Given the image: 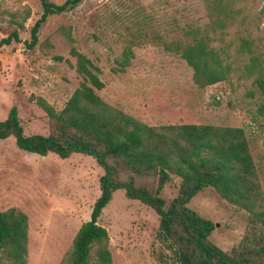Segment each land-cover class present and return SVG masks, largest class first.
I'll list each match as a JSON object with an SVG mask.
<instances>
[{
  "label": "rangeland",
  "instance_id": "1",
  "mask_svg": "<svg viewBox=\"0 0 264 264\" xmlns=\"http://www.w3.org/2000/svg\"><path fill=\"white\" fill-rule=\"evenodd\" d=\"M263 5L264 0H82L68 13L49 16L35 46L26 49L41 12L38 1L0 0V38L18 30L15 22L23 26L18 42L0 47V120L14 107L24 135L47 134V119L34 100L62 109L80 82L68 55L72 46L100 71L103 88L95 94L147 126L241 128L264 190V100L254 85L264 60ZM198 40L226 67L222 82L207 87L192 82V70L178 51ZM125 48L132 57L114 73V60ZM101 175L91 157H39L18 150L11 137L0 141V211L13 208L27 218L26 264L59 262L89 218ZM178 182L172 177L163 187L165 202L174 197ZM187 207L213 224L209 240L222 251L240 239L246 214L211 190L191 198ZM97 224L108 235L110 264L170 262L156 238V215L122 191L111 193Z\"/></svg>",
  "mask_w": 264,
  "mask_h": 264
},
{
  "label": "trees",
  "instance_id": "2",
  "mask_svg": "<svg viewBox=\"0 0 264 264\" xmlns=\"http://www.w3.org/2000/svg\"><path fill=\"white\" fill-rule=\"evenodd\" d=\"M37 1L41 12L29 29L26 49L35 46L37 32L49 16L68 13L82 2ZM259 13L264 16V5ZM27 18L28 11L22 20ZM15 24L18 30L23 28ZM18 30L0 38V47L18 42ZM65 39L72 42L69 31ZM178 54L198 87L220 83L227 75L219 55L202 40ZM68 55L80 82L62 109L56 112L41 98L34 100L47 119L46 135H24L14 107L0 120V141L11 137L22 152L39 157L53 154L61 160L85 155L102 170L89 218L78 227L57 264L111 263L108 235L97 220L117 190L156 215V238L170 254L167 264H264V190L243 130L201 124L147 126L104 103L95 94L103 88L99 69L72 46ZM131 57L130 49H123L111 71L122 72ZM257 73L254 85L264 100V60ZM172 177L179 180L176 193L165 202L160 192ZM206 189L246 214L243 233L228 252L209 240L213 224L187 207ZM26 245V216L13 208L0 211V264H26Z\"/></svg>",
  "mask_w": 264,
  "mask_h": 264
},
{
  "label": "crops",
  "instance_id": "3",
  "mask_svg": "<svg viewBox=\"0 0 264 264\" xmlns=\"http://www.w3.org/2000/svg\"><path fill=\"white\" fill-rule=\"evenodd\" d=\"M139 122H141V123H145V121L144 120H138Z\"/></svg>",
  "mask_w": 264,
  "mask_h": 264
}]
</instances>
